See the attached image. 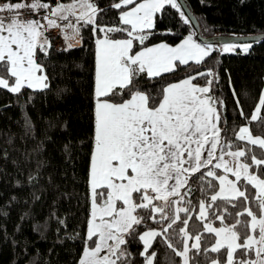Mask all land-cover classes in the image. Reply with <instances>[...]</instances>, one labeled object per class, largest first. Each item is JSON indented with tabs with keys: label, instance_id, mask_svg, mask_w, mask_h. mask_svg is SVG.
I'll use <instances>...</instances> for the list:
<instances>
[{
	"label": "snow or ice",
	"instance_id": "1",
	"mask_svg": "<svg viewBox=\"0 0 264 264\" xmlns=\"http://www.w3.org/2000/svg\"><path fill=\"white\" fill-rule=\"evenodd\" d=\"M169 7L189 24L178 0H113L107 10L95 0H0V89L47 88L38 62L51 48L46 33L59 29L66 42L79 43L81 29L90 26L94 134L78 264H136V255L141 264H157L156 243L173 254L168 264H264V90L251 113L237 100L244 123L234 119L224 127L211 69L155 95L140 88V77L154 80L190 62L200 65L215 50L193 34L174 47L148 46L156 15ZM111 10L118 19L108 26L101 13ZM72 47L69 42L65 50ZM237 47L247 53L251 44L225 43L222 51ZM199 76L209 77L204 86L193 82ZM25 129L28 135L30 121ZM133 244L142 250L133 253Z\"/></svg>",
	"mask_w": 264,
	"mask_h": 264
},
{
	"label": "trees",
	"instance_id": "2",
	"mask_svg": "<svg viewBox=\"0 0 264 264\" xmlns=\"http://www.w3.org/2000/svg\"><path fill=\"white\" fill-rule=\"evenodd\" d=\"M185 1L203 37L264 33V0ZM95 2L107 10L113 0ZM114 13H101L105 25L112 26L118 19ZM155 20L150 44L173 45L186 35L194 36L190 24H184L175 9L158 13ZM89 28L81 29L79 43L63 39L66 46L69 42L73 45L70 50H55L51 45L47 56L39 54L47 88H24L20 94L0 89V211L7 213L0 214V264H78L82 255L90 210L88 170L94 134L95 37ZM139 47L137 44L136 49ZM208 69L218 78L212 94L224 102L223 126L234 119L243 124L236 101L246 113L258 102L264 85V40L251 43L247 53L215 49L200 65L190 62L154 80L142 76L138 86L155 95L168 83ZM208 79L199 76L193 82L204 86ZM26 121L31 122L28 135ZM253 133L260 134L255 126ZM29 176L35 179L29 182ZM142 247L133 244L130 250L136 253ZM154 248L157 264H168L173 254L160 243ZM133 259L141 264L138 255Z\"/></svg>",
	"mask_w": 264,
	"mask_h": 264
},
{
	"label": "water",
	"instance_id": "3",
	"mask_svg": "<svg viewBox=\"0 0 264 264\" xmlns=\"http://www.w3.org/2000/svg\"><path fill=\"white\" fill-rule=\"evenodd\" d=\"M178 3L182 5V11L185 12L186 17L189 18V24L194 31V37L196 41L204 44L214 45L219 42H232V43H254L261 40H264V33L249 35V36H214V37H203L200 33L199 24L195 16L189 11L186 6L185 0H178Z\"/></svg>",
	"mask_w": 264,
	"mask_h": 264
},
{
	"label": "built area",
	"instance_id": "4",
	"mask_svg": "<svg viewBox=\"0 0 264 264\" xmlns=\"http://www.w3.org/2000/svg\"><path fill=\"white\" fill-rule=\"evenodd\" d=\"M31 18V17H26ZM46 35L49 37L51 41V45L55 50H62L66 48V43L62 38V33L59 29H50Z\"/></svg>",
	"mask_w": 264,
	"mask_h": 264
},
{
	"label": "rangeland",
	"instance_id": "5",
	"mask_svg": "<svg viewBox=\"0 0 264 264\" xmlns=\"http://www.w3.org/2000/svg\"><path fill=\"white\" fill-rule=\"evenodd\" d=\"M225 43H232V42H219V43L214 44L213 46H214V48H215L216 50H218L219 52L224 53V52L222 51V45L225 44ZM233 44H240V45H242V44H244V43H233ZM249 44H251V43H249ZM237 51H239V52H241V53H245V52L242 51V49H241L240 47H237L233 52H229V53H234V52H237ZM262 90H264V85H263V87H262ZM258 100H259V99H258ZM257 103H258V102H257ZM254 135H255V134H254Z\"/></svg>",
	"mask_w": 264,
	"mask_h": 264
},
{
	"label": "crops",
	"instance_id": "6",
	"mask_svg": "<svg viewBox=\"0 0 264 264\" xmlns=\"http://www.w3.org/2000/svg\"><path fill=\"white\" fill-rule=\"evenodd\" d=\"M138 2H139V0H138ZM188 35H186L185 37H183L179 42H177L176 44H173V45H171V44H168L169 46H176L177 44H179L183 39H185L186 37H187ZM193 38H194V36H193ZM195 39V38H194ZM196 40V39H195ZM74 42H77V39H74ZM198 42V41H197ZM159 43H164V42H157V43H154V44H150V45H148V46H151V45H155V44H159ZM198 43H200V42H198ZM167 44V43H166ZM39 74V73H38ZM95 78V77H94ZM184 79V78H183ZM181 80V79H180ZM180 80H178V81H180ZM178 81H176V82H178ZM46 83H47V81H46ZM195 83V82H194ZM94 84H95V79H94ZM196 84V83H195ZM198 85V84H197ZM200 86V85H199Z\"/></svg>",
	"mask_w": 264,
	"mask_h": 264
}]
</instances>
